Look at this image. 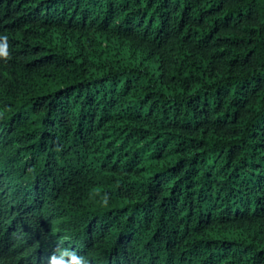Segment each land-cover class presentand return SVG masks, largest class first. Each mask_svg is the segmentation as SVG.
<instances>
[{"label":"trees","instance_id":"trees-1","mask_svg":"<svg viewBox=\"0 0 264 264\" xmlns=\"http://www.w3.org/2000/svg\"><path fill=\"white\" fill-rule=\"evenodd\" d=\"M0 264H264V0H0Z\"/></svg>","mask_w":264,"mask_h":264},{"label":"clouds","instance_id":"clouds-1","mask_svg":"<svg viewBox=\"0 0 264 264\" xmlns=\"http://www.w3.org/2000/svg\"><path fill=\"white\" fill-rule=\"evenodd\" d=\"M0 55H6L2 48H0ZM68 255L69 253L66 250L61 253L59 258L53 255L50 257V264H68V262L64 260V257ZM72 264H87V261L83 257H77L72 254Z\"/></svg>","mask_w":264,"mask_h":264}]
</instances>
